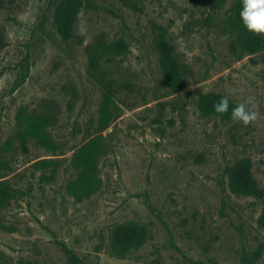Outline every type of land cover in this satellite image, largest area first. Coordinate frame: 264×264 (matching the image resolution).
Masks as SVG:
<instances>
[{"label": "rangeland", "instance_id": "374dc122", "mask_svg": "<svg viewBox=\"0 0 264 264\" xmlns=\"http://www.w3.org/2000/svg\"><path fill=\"white\" fill-rule=\"evenodd\" d=\"M52 0H2L0 6V179L17 189L1 210L0 261L32 264H264L258 216L261 199L227 188L225 168L248 158L264 189V48L232 56L223 20L232 0H81L74 37L59 41ZM163 34L185 68L172 92L160 78L155 38ZM123 39L127 50L101 64L112 78L116 116L100 131L106 151L97 162L100 187L74 199L70 156L97 134L101 96L86 71L84 47ZM127 84V87L121 86ZM235 104L252 97L258 118L245 126L202 116L199 94ZM49 110L46 128L58 149L32 139L22 152L15 114ZM11 139V147L3 144ZM55 160L38 165V160ZM47 178V179H46ZM135 221L148 239L123 258L107 253L111 228ZM101 243L98 251L94 246Z\"/></svg>", "mask_w": 264, "mask_h": 264}, {"label": "trees", "instance_id": "16d2710c", "mask_svg": "<svg viewBox=\"0 0 264 264\" xmlns=\"http://www.w3.org/2000/svg\"><path fill=\"white\" fill-rule=\"evenodd\" d=\"M118 1L126 4L131 0ZM50 3L52 8L51 23L55 36L61 42H68L74 37L75 21L77 13L82 6V1L52 0ZM91 3L92 0H87V4ZM1 5L2 0H0ZM240 9L241 0H232L223 20V28L230 36L227 45L228 52L236 58L264 48V35L249 32L243 26L239 17ZM154 49L159 55L158 65L161 81L172 92L181 90L185 83V68L173 54L171 43L163 34H159L155 38ZM126 50L127 43L121 38L110 41L95 39L84 47L86 71L94 79L99 89L101 106L96 120L95 129L97 134L83 141L73 150L70 156L69 164L76 174L73 179L68 181L66 191L76 200L88 197L100 187L101 180L97 174V162L106 151L100 131L116 116L115 94L118 90L117 83L112 78L105 77V73L101 71V64L110 62L112 56L121 55ZM120 85L127 87L125 83ZM222 97H224L222 94L216 92L199 94L195 102L198 112L202 116H215L225 122L233 120L231 118V110L237 104L229 100V111L224 114L217 113L213 108L214 103L218 102ZM53 120L54 114L49 110L25 112L19 109L15 114L16 129L12 132L11 137L17 141L18 147L22 152L26 151V140L32 139L38 146L50 153H54L58 146L46 131V128L52 124ZM2 147L5 150L9 149L11 147V139H7ZM35 163L38 165H54L55 160H38ZM225 174L227 188L231 193L238 196H250L255 199L262 198L264 189L255 181L251 172V162L248 158H238L231 162L225 168ZM19 194L20 192L17 189L0 179V212ZM258 224L264 229V205H262L258 216ZM0 229L12 232L15 228L12 225H4L0 222ZM148 237L149 230L143 224L135 221H123L111 228L106 251L111 256L123 258L130 251L138 249ZM259 245L254 250L256 255L264 249V241ZM100 247L101 243H98L94 246V250L98 251ZM243 263H247L245 257ZM0 264L7 263L0 261ZM14 264H32V262L19 258Z\"/></svg>", "mask_w": 264, "mask_h": 264}, {"label": "clouds", "instance_id": "9594fccd", "mask_svg": "<svg viewBox=\"0 0 264 264\" xmlns=\"http://www.w3.org/2000/svg\"><path fill=\"white\" fill-rule=\"evenodd\" d=\"M243 26L257 35H264V0H241L239 12ZM252 97L246 98L231 110V118L247 126L257 120L258 112ZM217 113L224 114L229 111V98L222 97L213 105Z\"/></svg>", "mask_w": 264, "mask_h": 264}]
</instances>
